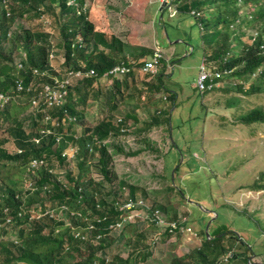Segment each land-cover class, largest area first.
I'll return each instance as SVG.
<instances>
[{"label": "trees", "instance_id": "trees-1", "mask_svg": "<svg viewBox=\"0 0 264 264\" xmlns=\"http://www.w3.org/2000/svg\"><path fill=\"white\" fill-rule=\"evenodd\" d=\"M75 1L78 7L69 6L67 0H0V94L9 99L0 104V129L4 127L9 137H0V184L3 187L0 264H143L153 256L150 241L155 244L154 238L149 240L147 230L142 229L144 225L160 231L157 236L164 243L181 236L180 232L171 233L170 229H160L138 218L134 226L126 223L114 235L116 226L125 218L118 210L119 205L129 199L139 200L136 198L138 187L129 186L127 197L122 192L127 185L125 182L113 189L116 179L113 155L105 143L110 138L128 135L125 121L115 124L113 117L119 101L128 91L136 90L128 83L123 86V82L134 75H126L124 81L110 80L111 88L103 93V76L121 62L118 48L124 45L114 38L109 41L105 34L95 31L88 21V12L84 11L85 0ZM170 2L177 12L199 24L204 59L209 68L231 72L220 81L236 78L240 82L237 91L257 99V105L246 112L242 111L239 97L229 99L227 106L237 105L240 111L236 117L238 125L247 126L251 133L256 128H264V0ZM43 18H48L57 32L59 41L55 47L61 58L58 66L53 65L57 56L51 35L35 26ZM102 47L104 50L100 49ZM17 55L21 69L16 62ZM122 63L135 68L126 61ZM36 70L40 75L35 74ZM91 70L94 76L68 87L61 107H48L43 101L33 107L44 83H52L53 78H61L67 72ZM42 73L45 76H41ZM19 81L23 84L22 91L17 88ZM156 81L157 85L150 90L152 95L162 92V77H157ZM218 92L229 93L219 87L199 96L203 99ZM101 94L105 95L109 113L89 127L84 122L85 107L91 96L97 100ZM175 96L168 95L172 107ZM166 114L168 116L169 110ZM158 121L156 118L145 123L140 133H148L162 124ZM163 123L169 125L167 117ZM77 124L81 126L79 131L75 128ZM36 138L40 139L38 144ZM10 141L13 146L8 149L6 145ZM70 146L79 148L75 169L69 165L75 159L63 157ZM116 150L123 153L120 148ZM95 153L99 154L96 162ZM34 161L42 164L33 168ZM63 168L64 173L60 172ZM93 170L101 176V181L93 179ZM247 189L264 191V173ZM143 195L147 198L145 190ZM151 209L171 213L170 221L178 220L177 211L168 206L160 204ZM62 210L69 212L67 220L60 215ZM129 227L133 233L126 231ZM198 235L200 246L172 260L171 264H258L252 260L258 257L254 245L226 225L215 226L208 237L204 232ZM122 249L127 252L126 257L120 254Z\"/></svg>", "mask_w": 264, "mask_h": 264}, {"label": "rangeland", "instance_id": "rangeland-1", "mask_svg": "<svg viewBox=\"0 0 264 264\" xmlns=\"http://www.w3.org/2000/svg\"><path fill=\"white\" fill-rule=\"evenodd\" d=\"M84 11L88 12V21L95 31L105 34L109 41L114 38L123 45L140 47L157 39L165 56L170 58L167 65L172 62L170 48L174 47L178 54L173 58L175 65L168 67V77H162L160 98L174 94L177 101L176 109L172 110L168 105L167 110L175 111L165 116L169 125L159 133L128 132L127 136L105 142L113 155L116 177L113 189L125 182L127 185L122 192L127 197L129 186L138 187L137 199H143L149 208L161 204L176 210L178 220L185 219L191 230L164 243L157 236L160 231L144 225L142 229L147 230L149 240L154 238L155 244L150 241L153 256L143 264H171L172 260L200 246V232L208 237L209 231L220 225L228 226L248 244L254 245L258 257L252 260L264 264V191L247 189L264 173V128H256L251 133L247 126L238 125V106H227L230 98L233 101L234 97H239L242 111L246 112L257 105V99L240 94L236 89L240 82L236 78L220 82V87L229 93L218 92L203 99L199 96L194 88L203 53L199 24L177 12L170 0H85ZM35 26L51 35L57 56L53 65L58 66L61 58L55 47L59 40L54 26L48 18ZM100 49L104 50L103 47ZM15 58L16 62L20 61L19 55ZM78 81L79 78L74 79V85ZM247 84H244L245 88ZM101 85L105 93L111 82L105 80ZM149 104L148 118L151 120L153 115L158 117L157 120L162 118L161 108ZM85 111V124L89 127L98 124L109 113L105 95L101 94L97 100L91 96ZM118 113L113 117L115 124L122 118ZM75 128L81 130L79 124ZM0 137L9 138L4 127L0 129ZM12 146L10 141L6 148ZM116 148L123 153H118ZM69 149L71 153L77 152L75 162L69 164L75 169L79 148L70 146ZM137 151L136 156H127ZM98 157L95 153L94 162ZM60 172L64 173V168ZM92 177L96 182L102 180L95 170ZM108 187L105 184V190ZM2 189L0 184V194ZM143 190L147 192V198ZM160 212L170 221L171 213ZM68 213L62 210L60 215L67 220ZM120 230L117 229L114 235ZM126 231L134 232L131 227ZM120 254L126 257L127 252L122 249Z\"/></svg>", "mask_w": 264, "mask_h": 264}, {"label": "built area", "instance_id": "built-area-1", "mask_svg": "<svg viewBox=\"0 0 264 264\" xmlns=\"http://www.w3.org/2000/svg\"><path fill=\"white\" fill-rule=\"evenodd\" d=\"M5 2V0H4ZM69 6H77L75 0H67ZM53 58V55H51ZM164 59L163 53L160 50H155L150 59L146 61L141 68L145 73H152L157 74L160 67L162 66V61ZM18 68L21 69L23 66L21 62L18 61L17 63ZM131 68L125 65L124 63H119L113 66L110 70H108L103 79L113 80L119 79L125 75H128L131 72ZM231 72H220L214 69H210L206 60L204 59L199 67V74L197 81L195 83V89L198 93L203 94L207 91H212L220 87V80L224 75H229ZM36 75H40V73L36 70ZM94 71L82 72V71H71L65 73L61 78H53L52 83H44L42 89L39 93V98L34 101L33 107L37 106L40 101H43L48 107H61L65 101V98L68 93V87L74 84V79L83 80L88 77L94 76ZM41 76H45L42 73ZM17 88L19 91L23 90V84L21 81L17 82ZM8 98L4 95L0 94V104L3 102H8ZM49 119H47L48 121ZM75 120V119H73ZM46 121V122H47ZM45 131L42 132L44 134ZM49 131H46V134H49ZM35 142L38 144L40 139L36 138ZM57 142H60V138L57 139ZM69 149L68 151L64 152L63 157L70 156L71 160H74L76 157L77 152L71 153ZM71 153V154H70ZM42 162L34 161L32 163L33 168H37L40 166ZM146 208L150 210V212L146 213L143 209ZM118 210L125 214L124 221L116 226V229H121L126 223H131L137 218H142L145 221H149L150 223L156 224V226L160 227V229H170L171 233L180 232L181 234H185L190 232V228L186 225V220H178V221H168L164 216L161 215L159 210H152L149 208L143 199H139L137 201L129 199L124 201L122 204L119 205Z\"/></svg>", "mask_w": 264, "mask_h": 264}, {"label": "crops", "instance_id": "crops-1", "mask_svg": "<svg viewBox=\"0 0 264 264\" xmlns=\"http://www.w3.org/2000/svg\"><path fill=\"white\" fill-rule=\"evenodd\" d=\"M129 46L124 45L121 49L118 48V54H120V59H121L120 63L126 61L129 64L134 65L135 67L129 73V74L133 73L134 77H131L130 75L127 79L128 82H123V86L125 87L126 86L125 84L128 83V85H130L132 88H134V90L135 89L136 90L134 92L128 91L125 98L119 101V108L117 112H119L118 116H121L122 118L119 119L118 123H122V120H124L126 130L129 133L140 132L138 128H143L145 126V123L152 122L151 120L158 118L155 115H153L151 120L148 118L149 112L147 110H149V108L147 107L151 106L149 103H152L154 104L153 105L154 107L159 106L161 108L159 114L162 115V118H159L158 122L162 124L153 127L152 130H150L148 133L149 134L159 133L162 130H164V127L166 126L163 123V120L165 119V116H167L166 110L168 108L170 99L168 95H164L162 98H160L161 96L160 94L162 92L160 94L152 95L150 90L155 88V86L157 85L158 82L155 81L157 77H164V76L168 77L170 72V68L169 71L167 72L168 67H173L175 65L173 62L175 59L173 60V58H175L178 54L174 49V47H171L169 54L171 55L172 62H170V64L167 65V63H169L170 58L165 56V53L160 48V43L157 39H154L152 42H150L145 46L144 45L142 46L139 45L140 47H135V46L129 47ZM155 50H160L164 54L162 66L160 67L157 74L145 73L141 69L143 67L142 64L144 65V63L150 59L152 53ZM203 60H204V52L202 53L201 62ZM140 65L142 67L138 68ZM127 76L125 75L119 78V80L124 81ZM105 80L110 81L108 79H103V81ZM110 88L111 87H109L108 89ZM144 90H146L147 92ZM176 108H177V101L175 100V105L172 107V110ZM172 110L171 109L169 110L170 114H173L175 112Z\"/></svg>", "mask_w": 264, "mask_h": 264}]
</instances>
